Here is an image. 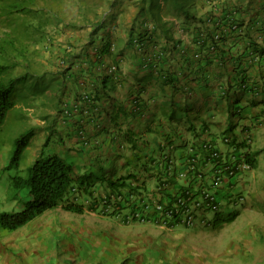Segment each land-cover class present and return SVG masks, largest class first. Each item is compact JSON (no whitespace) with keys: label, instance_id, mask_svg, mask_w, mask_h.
Listing matches in <instances>:
<instances>
[{"label":"rangeland","instance_id":"1","mask_svg":"<svg viewBox=\"0 0 264 264\" xmlns=\"http://www.w3.org/2000/svg\"><path fill=\"white\" fill-rule=\"evenodd\" d=\"M257 1H253V6H257ZM35 2V8L30 14L15 16L13 23L14 26L17 23L15 31H18L19 37L26 38L23 43L26 51L24 54L14 51L10 53V59L22 63V66L25 61L32 62L35 72L22 69L20 75H25L26 79L11 93L16 105L0 125V212H17L23 208L22 198L25 191L16 196L10 187L11 179L14 175L25 174L26 171L22 173L20 169L27 166L30 152L41 139L30 140L18 168H8L7 165L16 140L22 133L31 127L35 134L42 133L41 130L37 132L30 126L33 123L30 124L26 120L31 118L33 122L34 119H43L42 114L38 116L35 110L30 109L37 100L31 99L38 98L39 95L49 99L59 97L55 99L53 106L58 115L64 114V107L68 102L64 93L60 92L67 87L65 77L59 75L65 70L61 67L62 60L79 55L78 50L88 45L96 22L109 9V4L104 0ZM234 5L243 7L244 4ZM50 7L51 12L46 10V13H43V8ZM197 9L202 16L205 7L198 5ZM248 18L241 17L242 20ZM109 23L108 25L111 24ZM5 24L7 22L0 17V38L5 31L14 30ZM178 25L180 24L176 21L175 26ZM42 32L47 36L43 34L42 38ZM43 59L46 62L52 61V75L48 76L43 72L45 68L48 69L47 64L42 62ZM22 66L17 69L20 71ZM39 66L41 68H37ZM65 66L73 67L68 63ZM103 70L105 73H112L108 68ZM30 77L32 79L27 80ZM46 87L48 93L56 89L61 95H45ZM234 100L232 98L223 104L208 101V104L204 102L198 105L196 102L192 105L191 112L187 110V104L181 102L173 117L183 125L182 129L177 128L173 139L179 144H192L191 139L196 138L205 125L203 117L211 108L216 113L214 118L208 121L211 131H224L227 128L229 106L233 105L239 110L244 103ZM243 112L239 118L232 119L239 121L237 129L245 123H250L252 119L248 117L247 122ZM49 115L51 117V114ZM194 122L197 126L191 129ZM218 122H221V126L217 125ZM133 129L137 130L135 140L142 143L138 133L141 127L135 126ZM159 138L162 139L160 136ZM198 138L200 137L196 140ZM61 148L57 135H53L42 148V155L47 157L57 154L67 165L74 167L68 160L67 153ZM120 154L122 156L117 160L116 170L124 174L133 171L136 168L133 158L123 151ZM259 160L260 163L258 165L257 162L258 166L250 174V178L241 179L239 184V189L247 197L246 202L231 210H221L215 216L212 211L206 213L209 218H213L212 221H217L215 226L200 229H165L148 223L127 224L118 218L106 217L93 211L85 210L83 214H75L57 208L16 231L0 229V264H264V160ZM96 177H99V174L94 173L92 178ZM150 183L153 184V180ZM123 191L126 192L127 188H123ZM84 200L82 196L77 201L82 203ZM234 213L237 215L233 221H218L225 220Z\"/></svg>","mask_w":264,"mask_h":264},{"label":"crops","instance_id":"2","mask_svg":"<svg viewBox=\"0 0 264 264\" xmlns=\"http://www.w3.org/2000/svg\"><path fill=\"white\" fill-rule=\"evenodd\" d=\"M104 1L108 4H113L108 10V15H116V20L111 24H118L116 28L110 29H112L113 33L117 31L120 41L123 40L125 42V37L138 14V0ZM263 3L264 0H258L255 4L257 6H254L256 9V13H254L255 26L249 31H246L244 26H242L243 31L240 29L241 34L237 39L242 38V40L239 44L232 47H223V49L218 47L219 45L216 42H212L214 43L215 51H219L218 49L224 51L227 61L222 66L206 67V62L213 60L215 57V52H212L214 50L210 49L212 37L204 36L205 34L197 35L198 29H204V26L195 22L188 30L180 28V25L176 27L174 38L180 41L179 47L174 53L177 59L160 63L155 58L157 50L153 52V50L150 51V48L148 54H144L139 46H134V49L126 46L122 54L118 53L116 62L106 58L103 60L104 63L101 64V67H99L97 63L83 61L81 64H76L67 69L64 74L67 87L60 92L66 96L68 102L66 106L71 110V113L66 116L61 113L58 115L57 111H55L53 104L55 99H59V97L49 99L39 95L38 98L31 99L37 100L30 109L35 110L38 116L42 114L43 119H34L33 122H31V118H26V120L30 124L33 123L30 126H33L37 132L42 131V133L39 132L37 134L35 132L32 137L33 139L40 138L41 140H38V145L34 146L30 152L29 159L26 162L27 166L22 167L20 172L27 171L29 165L43 154L42 148L51 140L53 135H57L62 151L67 153L69 156L68 160L75 165L73 166L78 174H85L90 179H93L94 173L99 174V177L94 178L96 182L92 184L91 189L95 195L100 196L110 190L106 185L107 179L124 175L122 171L116 170L115 167L118 158L122 156L120 154L122 151L126 152L133 160L138 155L150 157L157 152L156 147L159 141L163 140L167 134L171 135L172 131H176L177 128L182 129L183 123L174 120V117L168 119L173 108L177 113L181 102H185L187 110H189L193 108L192 105H195L196 102H198V105L204 102L208 104V101H214L219 98L222 100L221 104L232 98L235 99L234 101L241 100L244 102L240 108L241 111H239L240 109L236 110L235 106L231 110L233 113H238L239 117L244 111V117H246L247 122H249L248 117L252 118L250 123H245L241 128L238 127L237 129L239 121H234L237 118L228 121V116H230L231 112H227V128L224 131L228 130L231 124L235 126L230 133L236 134H239L242 128L251 127L253 136L252 151L259 165V158L264 160V116L259 121L256 120L260 117L262 109H264V86L261 87L257 94H254L248 91H241L234 86L233 82L239 79L243 80V78L253 82L264 76V60L255 61L249 59L253 49L255 47L261 48L264 44V21L256 16L257 13L262 16L261 6L259 7V5ZM217 4L220 8L211 6L210 10L213 12L210 14H215L219 17L223 7L219 2ZM246 17H249V14ZM244 33L245 35L243 36ZM246 33L251 38L250 46L244 42L247 38ZM223 35L227 37L225 42L219 40ZM212 36L220 45H228L230 44L228 42L233 40V38L228 37L226 27L216 29ZM200 42H203L204 45ZM231 44L234 43L231 42ZM144 52L146 51L144 50ZM146 54L150 59L152 54V60L157 62L152 61L149 65L150 60L144 59ZM42 62L47 64L48 67L43 72L48 76L52 75V72L50 73L52 61L46 62L43 59ZM20 64L11 70L12 76H21L22 69L35 72L32 62L25 61L23 66L22 63ZM114 64L118 68L117 72L113 74L117 85L114 91L111 90V92L107 88H101V78L104 73L103 69ZM20 66L22 67L19 71L17 68ZM164 71L176 72L179 77L178 80H181V82L182 80L185 82L192 79L191 85L185 86L187 91L184 92L179 89L173 94L169 87L161 86L159 78H161ZM40 72L42 71L38 73ZM182 75H184L183 78H181ZM36 77L41 78L39 75H36ZM195 82H200V86L205 83L208 85L202 87L204 89L200 91L196 88ZM228 84L233 85L234 88L228 93H224L223 90L227 88ZM222 87L224 88L222 89ZM44 93L51 97L54 94L61 95L56 89L48 93L47 87ZM82 93L90 94L92 100H80ZM124 112H128L129 117L124 116ZM206 112L203 117L205 128L212 134L221 133L211 131L208 124V121H211L216 115L213 108ZM49 114H51V117ZM220 123L218 122L217 125L221 126ZM135 126L141 127V131L138 133L142 143L135 140L138 149L133 151L130 139H132L131 134L137 138V130L133 129ZM195 126H197L196 123H192V128ZM80 130L84 131V137L79 135ZM126 133H130V135L127 137ZM139 169V165L134 169L138 176L140 173ZM251 173L245 174L244 179L248 180ZM25 175L26 172L22 176Z\"/></svg>","mask_w":264,"mask_h":264},{"label":"trees","instance_id":"3","mask_svg":"<svg viewBox=\"0 0 264 264\" xmlns=\"http://www.w3.org/2000/svg\"><path fill=\"white\" fill-rule=\"evenodd\" d=\"M253 1L254 0H218L223 8H221L220 11L221 15L217 17L215 14H210L213 12L210 10L211 6L220 8L217 4V0H138V14L125 37V42L123 40L120 41L117 31L114 30L115 33L112 31V29L116 28L118 25L117 23L110 24L116 20V15H108V12H106L107 14L105 13V15H103V17L101 16V19L96 22L94 26L95 28L90 33L91 37L88 45L79 49V55L75 57H68V60H62L63 64L61 67H63L65 70L63 73L60 72L59 75H61L62 78L65 77L64 74L66 70L70 69L65 66L67 63L74 66L79 63L81 64L83 61H89L97 63V65L100 66L104 63L103 60L106 58H110L112 62H116L118 53L122 54L124 47L126 46L132 49H134V46H139L141 47L144 54H148V50L150 48V51L153 50V52L157 50L155 58L157 61H160V63L177 59L174 56V53L176 49H178L180 41L174 38V33L176 31V21L179 22L181 26H179L180 28L186 30H188V28L195 22L202 24L204 29H198L196 34H205L204 36L208 35L212 37L211 42H216L220 48L232 47L234 45L236 46L242 40V38L237 39V37L241 34L240 29H242V26H244L246 31H249L256 24L254 21V13H256V9L253 6ZM235 3L244 5L243 7H239L234 5ZM35 5V0H0V17H3V20L7 22V24H5L6 26L14 29L5 31L4 35L0 38V125L4 123L9 112L16 105L13 101V98H11L12 91H14L17 86L23 83V79H26L25 75L12 76L11 74V70L21 64L20 62L11 60L10 53L15 51L18 53L20 52V54H24L26 51V47L23 45V43H25L24 39L26 38H20L18 31H15L17 23L15 26L13 25L15 22V16H24L30 14L35 8ZM112 5L113 4H109V9ZM198 5L205 7V12L202 16H200L198 13ZM43 9L45 11L43 13H46V10H48L47 12L52 11L51 7L50 9ZM247 14H249V18L245 22V20H242L241 17H246ZM48 15H50V13ZM256 16L260 17L259 13H257ZM171 17H174V19ZM108 22H110V25H108ZM136 22L139 24L137 23L136 25ZM206 23H208V25H206ZM230 23H234L239 30L232 31L231 29H228ZM220 27L227 28L228 37L233 38L231 42L234 44L228 42L230 44L220 45L217 41H215L212 34ZM14 32L16 34H14ZM44 33L45 32H42L40 35L43 36ZM244 35L245 33L243 36ZM246 36L247 38L244 40V42L250 46L251 38L247 33ZM42 38H44V36ZM226 38L227 37L223 35L221 38H219V40L225 42L227 41ZM200 43L204 45L203 42ZM144 50L146 52H144ZM218 50L219 51H212L215 52V57L213 60L206 62L205 65L207 68L222 66L226 63L227 59L224 56V51H221L220 49ZM147 54L144 59L147 58L146 60H150L149 65L152 63V61L157 62L156 60H152V54L151 59L149 56H147ZM114 66L117 68L115 64ZM117 70L118 68L116 71H113L110 74L105 72L103 73L101 78V88H107L108 91H114L117 83L113 74L117 72ZM183 77L184 75L181 76V78ZM178 78L179 77L177 76L176 72L164 71V73L161 75V78H159V83L161 86L163 85V87H169L173 94L179 89L183 90L184 92L187 91L185 86L189 84L191 85L190 82L192 79L186 80L185 82L182 80L181 82V80L179 81ZM29 79L32 78H28L27 80ZM240 81L242 80H235L233 82L234 86L239 88ZM195 85L196 88L202 91L204 89L202 87L208 84L205 83L203 86H200V82H195ZM234 86L228 84L227 88L223 90L224 93H228L230 88H234ZM223 88L224 87H222V89ZM80 100L90 101L92 100V97L88 93H82ZM214 101L221 104L222 100L219 98ZM65 107L69 110L67 106ZM232 107L233 105L229 106L228 112L231 113L229 114L230 116H228V121H232L233 118H239L238 113L232 112ZM188 111L191 112V108ZM239 111H241V109ZM70 113L71 110H69V113L65 115H70ZM128 114V112L123 113L124 116L129 117ZM175 115L176 110L173 108L168 119H172ZM234 126L235 125L231 124L228 130L218 134H230V132L233 131ZM205 127L206 125H204L202 129H206ZM174 133L175 131H172V134L170 133L171 135L167 134L163 140L158 142L156 147L157 152L154 155H151L150 157L147 155H138L135 157L134 162L136 163V166H140L139 172L141 173V176L140 173L138 176V174L135 173V170H133L134 172L131 171L113 179L109 178L106 180V185L110 190L100 196L95 195L91 189L92 184H94L96 180L90 179L85 174H78L74 167L67 165L57 154L49 155L47 157L40 155L29 165L25 176L14 175L12 177L10 187L15 192L14 194L17 196L25 191V194L22 198L23 208L17 212L1 211L0 229L4 231H16L26 226L36 218L57 208H61L64 211L75 214H83L85 210L93 211L99 215L116 218V213H118L116 207L112 209L113 213L112 210L108 212V208L109 206L112 207V194L123 193V188H127L125 193H128L130 196H141L139 199L140 201H148L146 198V192L150 190L149 188L152 187L155 189L157 187H162L166 182L165 176H163L161 173L154 179L153 184L150 183L152 180L149 174L154 170L161 171L162 169L161 167H158V165H160L159 162L161 152L166 151L168 148V154H170L169 156L172 155L173 157L178 158L176 153L179 152L180 155H182L181 152L187 149L186 144H179L175 139H173L175 138ZM33 135L34 132L32 129H28L16 140L15 148L9 160V164L7 165L8 168L19 167L20 159L25 151V148L29 145ZM79 135L84 137V131L80 130ZM129 135L130 133H126L127 137ZM131 135V149L136 151L138 147H136L135 137L133 134ZM197 137H200V133L197 134L196 138ZM196 138H193L192 140V146L195 148L199 145V143H194V141H198L199 139L198 138L196 140ZM83 141L88 143L85 140ZM172 146L176 153L172 150L170 152L169 148ZM248 160L252 162L253 168L257 167V159L255 158V155L252 154V156L248 157ZM99 180H101V178H99ZM82 196H84L85 200L84 202L79 203L77 200ZM156 198L159 202L163 203V197L156 195ZM86 203L87 206H85ZM117 205L118 204H116V206ZM236 215L237 214H234L225 220H221L220 222H231L234 220ZM216 223L217 222H215V224Z\"/></svg>","mask_w":264,"mask_h":264},{"label":"built area","instance_id":"4","mask_svg":"<svg viewBox=\"0 0 264 264\" xmlns=\"http://www.w3.org/2000/svg\"><path fill=\"white\" fill-rule=\"evenodd\" d=\"M261 10L260 18L264 21V3ZM228 29L239 30L234 23H230ZM210 44V49L214 50V43ZM249 59L264 60V44L261 48L255 47ZM106 68L110 72L117 69L114 65ZM263 86L264 76L253 82L243 78L239 89L257 94ZM68 113L64 107V114ZM263 116L264 111L256 121ZM199 133L200 138L194 141L199 143L196 148L193 143L186 144L187 149L181 152L182 155L176 153L173 146L169 148L178 158L169 156L168 148L161 152L158 167L162 169L152 171L149 176L154 181L162 173L166 182L162 187L149 188L146 192L148 201H140L141 196L134 197L125 192L112 194V207L109 206L108 212L116 207V218L127 224L148 223L165 229L198 228L210 224L206 216L208 211L218 213L242 205L245 194L239 184L245 174L252 172V162L248 160L252 156L251 127L242 128L239 134H212L207 129H201ZM156 195L163 197V203Z\"/></svg>","mask_w":264,"mask_h":264},{"label":"clouds","instance_id":"5","mask_svg":"<svg viewBox=\"0 0 264 264\" xmlns=\"http://www.w3.org/2000/svg\"><path fill=\"white\" fill-rule=\"evenodd\" d=\"M253 146V145H252ZM252 154H253V151H252ZM254 170V168H253V166H252V171ZM246 199H247V197H246V195H245V201H244V203L246 202ZM243 203V204H244ZM242 204V205H243ZM242 205H240V206H242ZM217 213H214V216L216 215ZM234 214H237V213H234ZM207 216V215H206ZM115 218V217H114ZM207 218L209 219V221H210V224L209 225H207V226H203V227H198V228H189V229H200V228H209V227H212V226H215L216 224H215V222H217V221H212V219L213 218H209L208 216H207ZM117 219V218H116ZM218 221H221V220H218ZM123 222V221H122ZM125 223V222H124ZM179 228V227H178ZM183 228H187V227H183ZM177 229V228H176Z\"/></svg>","mask_w":264,"mask_h":264}]
</instances>
